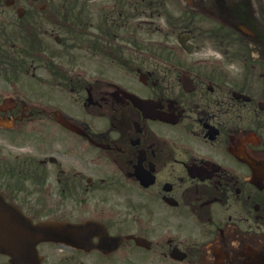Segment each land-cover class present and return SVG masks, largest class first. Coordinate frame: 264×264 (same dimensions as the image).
Wrapping results in <instances>:
<instances>
[{
  "label": "flooded vegetation",
  "instance_id": "flooded-vegetation-1",
  "mask_svg": "<svg viewBox=\"0 0 264 264\" xmlns=\"http://www.w3.org/2000/svg\"><path fill=\"white\" fill-rule=\"evenodd\" d=\"M37 3L0 0V89L52 69L63 93L59 102L0 100L1 135L29 140L13 157L0 149V196L33 223L95 225L21 259L264 264V0H190L176 35L192 49H176V65L150 63L144 4L134 15L121 4L102 23L93 4L72 18L64 4ZM73 20L77 67L107 56L118 80L53 64L46 40ZM202 40L212 44L206 58ZM0 264H10L4 252Z\"/></svg>",
  "mask_w": 264,
  "mask_h": 264
},
{
  "label": "rangeland",
  "instance_id": "rangeland-1",
  "mask_svg": "<svg viewBox=\"0 0 264 264\" xmlns=\"http://www.w3.org/2000/svg\"><path fill=\"white\" fill-rule=\"evenodd\" d=\"M59 1L60 0H39L37 4H59ZM189 2L190 0H142V4L146 6L148 15V22L145 27L149 28V32L146 37L149 44L154 46V48L158 47L157 49L162 51L163 55H168V57L175 61L176 49L179 48V46L177 45L176 32H174L169 27L168 21L176 18V16H178L179 14V11L187 10V4ZM77 3L93 4L92 6L96 8V12L94 13L91 10L92 16H100L101 18L109 16L116 18L118 14L117 11L113 13V9L115 8L116 10H118L121 6L118 4H133L130 12H132L134 15V6L135 4H138L137 0H94L92 2L88 0H77ZM135 19L132 20L133 23ZM60 34L63 38L61 46H56L49 39L46 40L47 44L50 46V49L53 50V54L58 55L53 59L54 65L64 67V70H66L69 75L76 74L78 71H80L81 73H84L86 77L98 76L102 80H118L120 78V72H118L117 69L111 66L109 60L105 59L103 56H99L97 58V62L94 64V67L91 66L87 69L77 67L81 64L79 56H81V60L82 62H84V60L82 59V55H80V51L77 48L71 47L72 40H69L68 36L64 32H61ZM76 39L77 44H79L80 39ZM198 43L199 44L197 46V49L205 53L203 54V57H209L211 53L210 50H212V44L210 45V42L206 40H202ZM67 44L70 47L69 50H66L65 48ZM62 54H65L67 56L63 57L61 56ZM223 63L237 64V62L234 60L231 61L224 58ZM72 64L75 66V68H72ZM54 74L57 73L52 72V74H50V72L48 73V71L46 72L44 70H36L33 73L28 72L26 74H21L20 84L16 89H0V100L4 97L10 96L19 98L28 103H35L37 101L44 102L46 101V99L59 102V99L62 97L63 93L62 86L59 83L61 82V80H53ZM0 123L5 124L2 121ZM1 131L2 130L0 129L1 150H6L7 154H9L11 157L15 156L16 154H20V151L28 150L27 147L23 146L29 144V140L27 138L19 136L15 139H10L8 138L9 135H1ZM13 145H19L22 147L20 149H17V147H14Z\"/></svg>",
  "mask_w": 264,
  "mask_h": 264
},
{
  "label": "water",
  "instance_id": "water-1",
  "mask_svg": "<svg viewBox=\"0 0 264 264\" xmlns=\"http://www.w3.org/2000/svg\"><path fill=\"white\" fill-rule=\"evenodd\" d=\"M59 42V39L56 38ZM182 47L184 42L180 41ZM135 105L139 108V104ZM67 126L64 121H59ZM79 228V227H78ZM77 226L61 222H45L33 225L27 218L15 212L0 197V251L6 252L11 264H30V259H21L22 251L34 249L41 242H62L76 231Z\"/></svg>",
  "mask_w": 264,
  "mask_h": 264
},
{
  "label": "trees",
  "instance_id": "trees-1",
  "mask_svg": "<svg viewBox=\"0 0 264 264\" xmlns=\"http://www.w3.org/2000/svg\"><path fill=\"white\" fill-rule=\"evenodd\" d=\"M71 1L72 0H62V4H72ZM137 2H138V4H140V3L142 4V0H137ZM148 3H150V2H148ZM74 4H76V3H74ZM73 26L77 27L76 22L73 24ZM68 32H66V33H68ZM69 33H70V36H71L72 43L74 44V46H76L77 45V39H76L77 38V34H76V32L75 31H70Z\"/></svg>",
  "mask_w": 264,
  "mask_h": 264
}]
</instances>
